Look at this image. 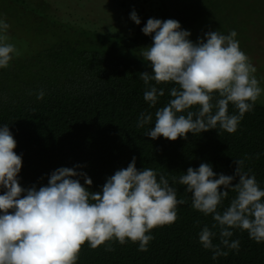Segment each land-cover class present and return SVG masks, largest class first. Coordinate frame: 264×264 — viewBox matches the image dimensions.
Masks as SVG:
<instances>
[{
  "label": "trees",
  "instance_id": "obj_1",
  "mask_svg": "<svg viewBox=\"0 0 264 264\" xmlns=\"http://www.w3.org/2000/svg\"><path fill=\"white\" fill-rule=\"evenodd\" d=\"M144 3L147 10L138 16L141 23L133 22L128 32L120 33L61 20L49 0H0V19L10 24L8 35L22 41L21 54L7 68H0V126H9L17 142L15 152L22 156L21 186H45L57 168L82 165L78 170L93 181L89 190L98 192L108 177L135 157L137 170L151 168L158 180L163 174L170 184L173 176L178 178L201 163L211 164L217 175H234V160L244 159L245 171L251 170L264 189V105L256 102L235 133L217 126L200 134L188 133L187 140L162 136L152 140L145 133L154 127L155 112L168 103V91L175 85L150 82L165 89V95L151 107L144 100L146 86L139 78V73L151 71L141 56L142 48L153 43L141 31L148 19L178 21L191 33L193 43L209 31L228 35L234 30L237 37H243L238 42L249 56L241 41L261 39L264 0ZM252 31L258 33L256 38ZM200 34L201 38L195 36ZM31 35L38 39L35 45L23 41ZM40 90L45 93L43 99H37ZM228 111L238 114L232 104ZM141 113H151L153 120L137 127ZM173 186L177 198L187 203L177 206L174 223L151 231L154 239L146 252L138 250V242L112 241L96 249L86 242L77 264H264V242L257 243L240 229H233L231 237L240 241L239 251L224 249L228 255L213 260L198 234L207 225L216 232L213 243L219 244V227L212 228L213 217L192 207L185 186ZM235 195L229 191L218 211L227 208Z\"/></svg>",
  "mask_w": 264,
  "mask_h": 264
},
{
  "label": "clouds",
  "instance_id": "obj_2",
  "mask_svg": "<svg viewBox=\"0 0 264 264\" xmlns=\"http://www.w3.org/2000/svg\"><path fill=\"white\" fill-rule=\"evenodd\" d=\"M130 19L141 23L135 10ZM9 28L6 19H0V68H7L21 54L9 42ZM141 31L153 41L141 51L151 69L139 73L146 86L144 100L155 107L165 95V89L153 86L152 81L175 85L168 91V103L155 112L154 127L146 137L187 140L188 133L200 134L217 126L235 133L264 91L255 76L257 69L236 40V31L228 35L209 31L193 43L191 33L178 21L155 18L148 19ZM44 94L40 90L37 99ZM229 104L238 114H229ZM152 120L151 113H141L137 127ZM16 147L9 126H0V264H77L86 242L92 249L112 241L138 242V250L146 252L154 239L151 231L174 223L177 206L187 203L177 198L176 183L191 194L195 210L213 217L212 228L220 229L219 244L213 243L216 232L207 225L198 234L213 260L227 256L224 249L239 251L240 241L231 239L233 229L264 242V189L251 170L245 171L244 159L234 160V175H217L211 164L201 163L178 178L173 176L170 184L163 174L158 180L151 168L137 170L133 157L126 168L106 179L100 191L92 192L93 181L78 170L82 165L57 168L45 186L22 187L18 176L23 160ZM229 191L236 195L227 208L218 211Z\"/></svg>",
  "mask_w": 264,
  "mask_h": 264
},
{
  "label": "rangeland",
  "instance_id": "obj_3",
  "mask_svg": "<svg viewBox=\"0 0 264 264\" xmlns=\"http://www.w3.org/2000/svg\"><path fill=\"white\" fill-rule=\"evenodd\" d=\"M49 2L52 3L61 20L71 21L85 28L92 27L102 31H117L120 33L128 32L132 26L133 21L130 19V14L133 10L138 16L147 10L144 0H49ZM26 20L30 22L28 18ZM263 23L264 16L261 20V24ZM32 25L30 26L33 27ZM195 36L201 38V34ZM252 36L256 38L258 33L252 31ZM259 36L261 39H244L241 42L243 48L249 53L248 57L251 59V63L257 69L255 76L259 82V87L264 90V30L261 31ZM241 39H243L242 36H236L237 41L240 42ZM24 40L31 45H35L38 39L31 35ZM9 41L19 51L22 50L21 39L17 40L11 37ZM239 44L241 45V43ZM242 51L244 52V50ZM256 102L264 105V91H262Z\"/></svg>",
  "mask_w": 264,
  "mask_h": 264
}]
</instances>
